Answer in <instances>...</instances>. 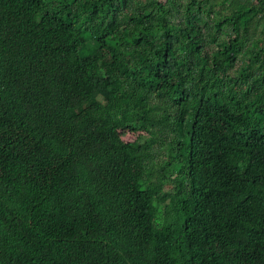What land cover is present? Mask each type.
Segmentation results:
<instances>
[{"label": "trees", "instance_id": "obj_1", "mask_svg": "<svg viewBox=\"0 0 264 264\" xmlns=\"http://www.w3.org/2000/svg\"><path fill=\"white\" fill-rule=\"evenodd\" d=\"M0 264H264V0H0Z\"/></svg>", "mask_w": 264, "mask_h": 264}, {"label": "rangeland", "instance_id": "obj_2", "mask_svg": "<svg viewBox=\"0 0 264 264\" xmlns=\"http://www.w3.org/2000/svg\"><path fill=\"white\" fill-rule=\"evenodd\" d=\"M169 187L171 186V185H168Z\"/></svg>", "mask_w": 264, "mask_h": 264}]
</instances>
